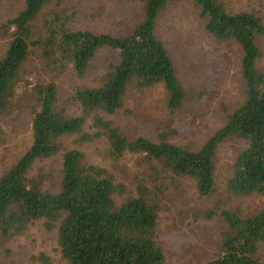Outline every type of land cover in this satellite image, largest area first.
Wrapping results in <instances>:
<instances>
[{
    "label": "trees",
    "instance_id": "1",
    "mask_svg": "<svg viewBox=\"0 0 264 264\" xmlns=\"http://www.w3.org/2000/svg\"><path fill=\"white\" fill-rule=\"evenodd\" d=\"M51 1L23 0L20 10L0 24V39L7 42L0 54V115L20 111L29 101L35 104L31 144L0 175L1 237L20 234L42 220L46 230H56L64 264H163V250L156 241L159 196L165 188L160 172L190 177L199 195L207 196L215 189L217 147L232 138L243 141L244 147L233 160L227 190L237 196L264 194V70L257 67L261 49L256 43L258 36H264L262 15L232 12L219 0H190L207 35L239 47L244 84L243 100L225 114L223 125L200 148L190 149L166 139L171 128L160 131L158 141L141 136L129 139L102 116L123 107L130 84L138 89L162 84L171 112L183 103L185 92L154 32L160 11L175 0H136L143 5L142 17L123 36L72 28L75 12L66 7L51 8L36 28L40 11ZM101 49L111 50L115 59L100 82L76 87L58 105L57 79L68 71L82 76ZM31 53L39 61V71L47 74L45 81L32 87L23 70ZM75 103L78 115L66 109ZM87 123L92 134L83 132ZM80 133L83 140L105 137L110 160L128 152L155 163L151 175L155 184L147 174L139 175L135 194L117 202L114 193L122 192L123 185L116 184L106 169L83 163L79 150L67 149L62 155L60 188L43 190L41 176H28L33 163L55 155L58 138ZM219 210L223 224L217 231L218 250L204 264H264L258 256L264 243V208L245 215Z\"/></svg>",
    "mask_w": 264,
    "mask_h": 264
},
{
    "label": "rangeland",
    "instance_id": "2",
    "mask_svg": "<svg viewBox=\"0 0 264 264\" xmlns=\"http://www.w3.org/2000/svg\"><path fill=\"white\" fill-rule=\"evenodd\" d=\"M230 11H256L264 19V0H219ZM23 6V0H0V24ZM143 5L136 0H52L39 13L35 27L40 26L42 16L54 7L74 10L71 26L96 33L123 36L130 32L143 14ZM59 9V8H54ZM155 34L164 44L176 71L185 99L181 106L170 111L167 94L162 84L138 89L127 87L124 104L113 115L102 116L131 139L137 136L160 140L159 132L171 128L166 139L178 145L198 149L224 123V116L244 98V84L240 76V49L230 42H219L203 30V22L190 0H175L164 6L156 21ZM6 40L0 39V54L6 48ZM256 43L261 49L257 67L264 70V36ZM115 59L108 49L99 50L82 76L68 71L57 79L58 105L71 96L76 87L96 86ZM39 61L31 53L23 65L25 79L32 87L45 81L47 74L39 71ZM34 102V101H33ZM66 104V103H65ZM64 104V105H65ZM35 104L20 111L0 115V175L7 171L31 144V118ZM67 111L78 115L77 104H68ZM83 132L92 134L87 123ZM57 153L33 163L28 176L42 177L41 187L57 191L61 184L62 155L67 149L82 153L83 163L100 166L123 185L116 191L117 202L135 194L139 175L151 177L155 166L145 162L141 155L125 153L119 160L106 155L105 137L81 139L80 134H70L55 141ZM244 142L228 139L215 153V189L207 196H200L196 183L190 177H171L160 172L165 183L160 194V211L156 241L164 254L163 264H204L216 253L223 221L221 208L235 210L240 215L264 208V194L233 195L227 190L233 160ZM146 176V177H148ZM56 230H46L42 220H36L20 234L8 238L0 236V264H64L57 245ZM258 256L264 261V243Z\"/></svg>",
    "mask_w": 264,
    "mask_h": 264
}]
</instances>
